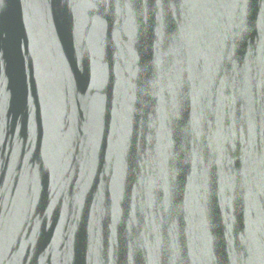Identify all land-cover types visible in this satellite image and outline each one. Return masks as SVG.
I'll list each match as a JSON object with an SVG mask.
<instances>
[{"label": "water", "instance_id": "obj_1", "mask_svg": "<svg viewBox=\"0 0 264 264\" xmlns=\"http://www.w3.org/2000/svg\"><path fill=\"white\" fill-rule=\"evenodd\" d=\"M0 264H264V0H0Z\"/></svg>", "mask_w": 264, "mask_h": 264}]
</instances>
